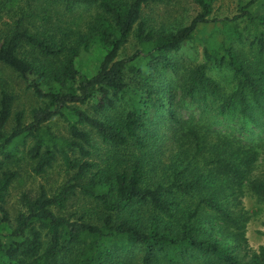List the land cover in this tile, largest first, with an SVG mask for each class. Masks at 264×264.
<instances>
[{
  "label": "trees",
  "instance_id": "obj_1",
  "mask_svg": "<svg viewBox=\"0 0 264 264\" xmlns=\"http://www.w3.org/2000/svg\"><path fill=\"white\" fill-rule=\"evenodd\" d=\"M7 1L0 16L15 18L0 29V64L40 104L27 115L13 110L12 94L0 95V264H264V245L246 247L249 217L234 203L246 188L264 201V180L252 176L259 141L236 135L252 131L255 111L264 112V68L236 47L247 42L264 54V15L251 10L257 0L220 19L211 17L213 0H194L197 14L176 29L166 28L170 18L155 25L147 12L168 0H19L6 10ZM39 2L53 12H96L83 30L61 34L47 26L48 11L35 24ZM247 21L251 36L241 26ZM205 33L202 61L174 81L172 52ZM130 38L136 49L123 55ZM91 46L97 60L85 71L79 48ZM222 67L234 82L225 95L209 75ZM215 116L233 123L222 131ZM55 117L66 135L52 130ZM58 161L63 180L22 192L12 214L14 182Z\"/></svg>",
  "mask_w": 264,
  "mask_h": 264
},
{
  "label": "rangeland",
  "instance_id": "obj_2",
  "mask_svg": "<svg viewBox=\"0 0 264 264\" xmlns=\"http://www.w3.org/2000/svg\"><path fill=\"white\" fill-rule=\"evenodd\" d=\"M45 0H43L44 2ZM250 0H213V12L212 18H230L235 13H237L238 3H247ZM20 4L19 0H8L6 3V10L15 8ZM40 8H37V19L39 22H35L37 25H41L42 17L44 12L48 11L51 15L52 23L47 26L50 28H60V33H66L70 31V34L77 33L80 30H83L86 22L90 17L96 12L95 7H82L75 6L72 12L66 13L63 9L58 10V12H53L51 6L48 9H43L44 6L41 2L38 4ZM251 10L257 14L264 15V0L255 1ZM52 11V12H50ZM149 15L154 17L155 25L163 24L166 18H170V22L166 25V28H177L179 26L187 24L193 16L198 12V7L194 0H168L167 3L157 4L151 6L150 9H147ZM151 13V14H150ZM12 18H15V13L11 11L10 13H3L0 16V29L6 28V24L12 21ZM248 26V31H245L246 36H251L254 24L250 22H243L241 26ZM44 26V23H43ZM211 35V33H210ZM208 34L202 35V38L195 39L194 41L185 42L180 46L179 49L172 52L173 58L178 62L179 76L171 75V72L168 75L174 79V81L181 82L184 75V68L188 65H194L200 63L203 59L202 48L204 40L211 41L210 38H207ZM211 38L214 39V36L211 35ZM205 41V42H206ZM236 47L239 50L240 56L247 60L248 63H251L253 66H262L264 68V54L259 57V49L257 46H248L247 42L236 43ZM80 49L79 56V68H82L85 71H92L94 63L97 60L95 57V49L93 46L89 50ZM136 49L135 41L133 38H130L129 42L124 46L121 53L123 55L132 54ZM29 50V49H28ZM209 75L216 78L222 86V94H227L232 91L234 82L232 80V71L226 67L214 68L209 72ZM2 90H6L14 97L13 110L14 111H24L27 115L29 111L38 106L39 99L33 94V92L26 88L25 83L21 78L9 67H6L0 64V95ZM182 104V102H181ZM185 106H189L192 110L196 111L198 108V100H191L190 98H185ZM182 104V105H183ZM215 111L211 112L214 115ZM189 114L188 110H184L182 115L186 118ZM211 117V116H210ZM229 119H223L222 117L215 116L211 118L212 120L219 122L215 126L222 131H225L232 125L233 120L228 116ZM254 122L256 125L251 126L249 132H242V134L236 132V135H240L241 138L247 140L259 141L258 149V159L254 164L252 171L253 178L264 180V112L255 111L254 113ZM49 125L52 127V130L59 135H66V125L62 119L55 117L50 122ZM58 161L52 169H49L46 174L42 176H36L32 174H26L21 176L10 189V195L8 198V206L10 212L14 214V211L19 209L18 197L24 191L35 190L41 184H48L49 188L56 187L59 182L63 180L62 167ZM60 166V167H59ZM240 201L241 206L246 210L247 216L249 217L248 222L245 227V237L247 240L246 247L251 252L257 251L260 246L264 245V201L258 199L248 188L245 189V194L240 197V200H234V203ZM224 239H227L224 236ZM228 242L229 239H227ZM234 245H237L234 243ZM137 250H130L128 255L133 256V259H138ZM163 264V263H161Z\"/></svg>",
  "mask_w": 264,
  "mask_h": 264
}]
</instances>
